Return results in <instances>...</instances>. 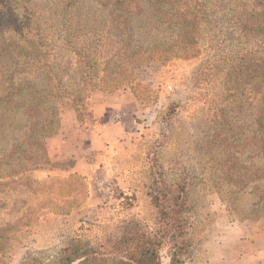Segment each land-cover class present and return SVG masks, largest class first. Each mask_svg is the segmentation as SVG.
Returning <instances> with one entry per match:
<instances>
[{"label": "rangeland", "instance_id": "1", "mask_svg": "<svg viewBox=\"0 0 264 264\" xmlns=\"http://www.w3.org/2000/svg\"><path fill=\"white\" fill-rule=\"evenodd\" d=\"M115 1L0 0V264H52L76 245L111 253L108 240L121 233V222L135 217L156 227L160 184L177 183L181 173L196 185L198 228L206 232L188 264H264V156L252 140L264 138L253 111L257 89L235 86L232 93L247 94L216 110L223 81L209 75L231 58L239 36L257 48L264 0H224L227 15L210 14L212 21L195 27V36H205L202 48L186 51L183 31L149 22L160 0L122 1H133L124 3L133 7L128 27L112 23ZM142 48L143 59L131 57ZM124 81L147 112L133 135L103 140L95 161L97 145L83 139L90 137L92 96L115 93ZM257 85L264 88V75ZM79 88L89 96L74 106ZM235 154L239 168L261 169L255 190L236 193L225 179L223 166ZM93 161L95 174L115 184L108 198L91 187L95 174L75 170ZM126 195L134 199L127 203ZM162 264H170L167 251Z\"/></svg>", "mask_w": 264, "mask_h": 264}, {"label": "trees", "instance_id": "2", "mask_svg": "<svg viewBox=\"0 0 264 264\" xmlns=\"http://www.w3.org/2000/svg\"><path fill=\"white\" fill-rule=\"evenodd\" d=\"M124 0H116L113 8L112 23L114 25H124L128 27L130 24L129 16L132 15L133 7L125 6L122 2ZM209 0H160V14L150 13L151 19L149 22H154L155 26L159 24L160 28L162 24L170 25V27H177L184 32V36H178L181 41L182 48L184 51L187 48H194L196 46L201 49L200 38L205 36H195L194 28L204 21H212L213 17L210 14L215 15L222 12L223 17L227 15L228 6L230 4H223L224 0H216V4L210 5ZM133 2V1H129ZM128 2V4H129ZM110 3V2H109ZM126 3V5H128ZM70 6V4H68ZM162 6L166 7L163 10ZM108 8V7H105ZM255 12V11H254ZM222 17V18H223ZM203 22V23H204ZM239 23V22H238ZM251 25V24H250ZM263 25V23H259ZM242 26L240 22V27ZM231 36H227L225 39H230ZM256 46L251 47L249 36H239L237 39V45L231 46L233 51L231 58L222 59L225 63L223 66H214V72H210L209 75L212 78L217 76V79L223 81L221 90H219L218 98L216 102L219 103L216 110H225L229 105L232 97L238 95H246L247 92L232 93V90L236 88L250 89L255 87L256 97L259 99L254 104L253 111L258 114L257 122L260 124L259 128L264 127V112H261L264 102L261 99L264 94V88H260L257 82L264 75V36H255ZM198 38V41H196ZM215 41V40H214ZM172 44V43H171ZM173 46V45H171ZM164 47V51L166 48ZM253 46V45H252ZM159 50V48H156ZM148 50L142 48L138 53H134L131 57L142 59L147 54ZM80 58H84V53L79 51ZM167 54L164 58H169ZM159 58H163L160 54ZM85 59V58H84ZM152 59V58H151ZM221 60V57L219 58ZM34 61V59H32ZM42 61V60H41ZM40 62V61H39ZM215 63V62H214ZM46 67L49 64L45 62ZM137 65L130 64L129 68H135ZM198 79L197 75L195 76ZM53 80V78H50ZM121 86H132V82H120L116 85L115 90ZM96 89V88H94ZM136 97L143 104L141 99L135 92ZM67 91V90H65ZM68 93L63 95L66 97ZM89 94L84 92L83 88L75 90V93L71 94L74 106L81 105L80 101H85ZM144 105V104H143ZM253 105V104H251ZM81 107V106H80ZM84 106H82L83 108ZM79 109V108H78ZM81 111V108L79 112ZM87 111L85 107L82 112ZM90 120L86 121L88 133L90 136L101 137L100 131L97 126V119L94 116L93 111L89 112ZM94 132V133H93ZM259 136L252 137L254 140L255 151L258 155L264 156V138H258ZM233 145V142L230 143ZM243 155V154H242ZM233 157L228 158L225 165L223 166V175H226L225 179L233 180L232 188H236V193H245L248 188L254 187L258 180L257 173L255 170H250V167L244 166L239 168L237 164H241V160ZM257 165V162H254ZM263 171V170H262ZM178 182L175 184H160V200L154 199L155 202L160 206V216L156 218L155 228L150 227L143 220H138L135 217L125 220L120 223L121 233H118L116 237L109 238V242L113 241V249L111 253L100 252L90 250L82 251L79 245L73 247H65L62 252L59 253L57 258L52 264H75V262L84 260L82 264H93L99 261L100 264H105L108 261L114 262L115 264H162V252L167 251L170 257V264H188L195 259V254L199 249L200 242L205 238L206 232L199 230V221L201 216H197L196 205L193 202L194 198V187L195 184L191 183L185 174L181 173ZM161 183V182H160ZM134 199V196L125 197L127 203ZM160 202V204H159ZM260 202L264 208V196L260 197ZM145 221V220H144ZM201 223V222H200ZM118 255L120 258H113L111 255Z\"/></svg>", "mask_w": 264, "mask_h": 264}, {"label": "crops", "instance_id": "3", "mask_svg": "<svg viewBox=\"0 0 264 264\" xmlns=\"http://www.w3.org/2000/svg\"><path fill=\"white\" fill-rule=\"evenodd\" d=\"M146 108L147 105H143L136 97L132 86H124L120 90L112 94L97 92L92 96V111L99 123L98 129L101 134V137L96 138L101 139H96L94 136H84L83 139H89L90 144L97 145V148L94 152L95 161H98L97 150H102L100 144L103 142V140H118L119 137L121 138V136L132 134L131 132H133L135 127H137L138 129L141 128V125L137 123L138 117H144L143 113L147 112ZM116 114H121L123 116L122 120H117L115 118ZM104 152L107 153L108 151ZM101 159L102 157L100 158V160ZM96 169L97 168L95 162L94 165H85L83 163H78L75 168V170L79 173H83L86 175H89L90 173L95 174Z\"/></svg>", "mask_w": 264, "mask_h": 264}, {"label": "built area", "instance_id": "4", "mask_svg": "<svg viewBox=\"0 0 264 264\" xmlns=\"http://www.w3.org/2000/svg\"><path fill=\"white\" fill-rule=\"evenodd\" d=\"M122 117L123 116L121 114L115 115V118L119 121L122 120ZM91 187L98 196L104 198L110 197L115 191V184L111 180L98 175L91 178Z\"/></svg>", "mask_w": 264, "mask_h": 264}]
</instances>
